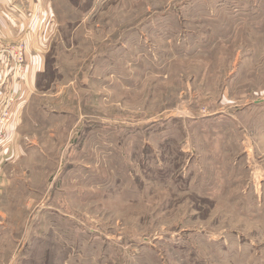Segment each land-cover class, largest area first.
I'll use <instances>...</instances> for the list:
<instances>
[{
	"label": "rangeland",
	"instance_id": "1",
	"mask_svg": "<svg viewBox=\"0 0 264 264\" xmlns=\"http://www.w3.org/2000/svg\"><path fill=\"white\" fill-rule=\"evenodd\" d=\"M35 4L0 264H264V0Z\"/></svg>",
	"mask_w": 264,
	"mask_h": 264
},
{
	"label": "crops",
	"instance_id": "2",
	"mask_svg": "<svg viewBox=\"0 0 264 264\" xmlns=\"http://www.w3.org/2000/svg\"><path fill=\"white\" fill-rule=\"evenodd\" d=\"M35 5V0H0V43L11 45L6 43V41L24 38L28 45L29 41L32 40V21L30 18L34 19L35 17L33 15L34 10H36ZM26 14H29V17H31L23 18ZM31 57L28 50V59L27 57L24 59L26 73L23 71L18 73L14 71L15 64L13 61H9L6 57L0 56V117L6 111L14 118L18 117L22 109L21 104L24 102V97L28 95L26 83L22 81L28 82L31 87H35L38 72L42 69V65L40 63L38 67L37 61ZM11 89L16 92V99H14L13 105V99H11L12 102L10 103V96H8Z\"/></svg>",
	"mask_w": 264,
	"mask_h": 264
},
{
	"label": "built area",
	"instance_id": "3",
	"mask_svg": "<svg viewBox=\"0 0 264 264\" xmlns=\"http://www.w3.org/2000/svg\"><path fill=\"white\" fill-rule=\"evenodd\" d=\"M23 49L24 48L22 46H21V48L15 49V47H5V45L3 43H0V56L5 55V54L11 55V57H13V59L15 61V67L17 68V70H19V68H21L23 63H24V51H23ZM21 70L22 69H20V71ZM11 102H12V100H11ZM3 117H9V112L6 111L3 115Z\"/></svg>",
	"mask_w": 264,
	"mask_h": 264
}]
</instances>
